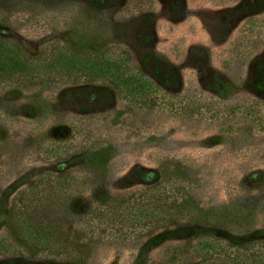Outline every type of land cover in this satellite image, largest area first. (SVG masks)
Here are the masks:
<instances>
[{"label":"rangeland","instance_id":"rangeland-1","mask_svg":"<svg viewBox=\"0 0 264 264\" xmlns=\"http://www.w3.org/2000/svg\"><path fill=\"white\" fill-rule=\"evenodd\" d=\"M245 1L0 0V40L25 58L122 54L146 83L133 100L107 81L0 85V241L13 199L43 175H75L85 215L159 189L207 216L165 219L124 243L77 225L82 262L18 247L0 250V264H202L218 258L202 241L264 242V0L251 12Z\"/></svg>","mask_w":264,"mask_h":264},{"label":"trees","instance_id":"trees-1","mask_svg":"<svg viewBox=\"0 0 264 264\" xmlns=\"http://www.w3.org/2000/svg\"><path fill=\"white\" fill-rule=\"evenodd\" d=\"M259 0H246L244 10H259ZM159 71V70H157ZM139 71L122 54H92L84 50L51 48L44 57L25 58L17 47L0 40V85H47L75 82L79 79L107 81L124 99L145 94L146 83ZM160 80L172 81V76L160 71ZM255 89L264 93V69H260ZM75 175H43L13 199L7 218V237L1 239L0 250L22 248V252L62 262L80 263L87 249L75 235V226L93 229H114L110 234L117 241L127 242L132 236L160 225L165 219L187 217L206 219L187 198L164 200L159 189H150L154 197L121 207L108 201L87 215L76 208ZM159 192V194H157ZM157 194V196H156ZM202 246L218 255L206 254L202 264H264V242L237 249L217 242L202 241ZM200 245V242L196 243ZM224 254V255H223ZM199 264V263H198Z\"/></svg>","mask_w":264,"mask_h":264}]
</instances>
